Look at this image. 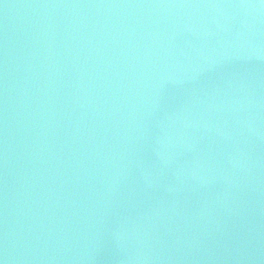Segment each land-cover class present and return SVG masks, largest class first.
I'll use <instances>...</instances> for the list:
<instances>
[{
	"label": "water",
	"instance_id": "water-1",
	"mask_svg": "<svg viewBox=\"0 0 264 264\" xmlns=\"http://www.w3.org/2000/svg\"><path fill=\"white\" fill-rule=\"evenodd\" d=\"M3 264H264V0H0Z\"/></svg>",
	"mask_w": 264,
	"mask_h": 264
},
{
	"label": "snow or ice",
	"instance_id": "snow-or-ice-1",
	"mask_svg": "<svg viewBox=\"0 0 264 264\" xmlns=\"http://www.w3.org/2000/svg\"><path fill=\"white\" fill-rule=\"evenodd\" d=\"M0 264H3V261L2 260H0Z\"/></svg>",
	"mask_w": 264,
	"mask_h": 264
}]
</instances>
